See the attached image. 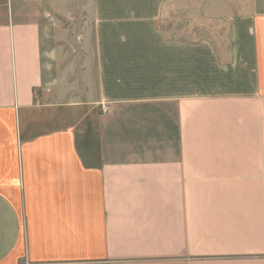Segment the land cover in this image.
<instances>
[{
    "label": "crops",
    "instance_id": "obj_1",
    "mask_svg": "<svg viewBox=\"0 0 264 264\" xmlns=\"http://www.w3.org/2000/svg\"><path fill=\"white\" fill-rule=\"evenodd\" d=\"M90 9L69 76L0 2V264H264V0Z\"/></svg>",
    "mask_w": 264,
    "mask_h": 264
},
{
    "label": "rangeland",
    "instance_id": "obj_2",
    "mask_svg": "<svg viewBox=\"0 0 264 264\" xmlns=\"http://www.w3.org/2000/svg\"><path fill=\"white\" fill-rule=\"evenodd\" d=\"M15 3L38 18L42 15L45 48L54 62L55 74L72 76L85 71L79 64L89 58L92 62L93 56L90 0H15Z\"/></svg>",
    "mask_w": 264,
    "mask_h": 264
},
{
    "label": "built area",
    "instance_id": "obj_3",
    "mask_svg": "<svg viewBox=\"0 0 264 264\" xmlns=\"http://www.w3.org/2000/svg\"><path fill=\"white\" fill-rule=\"evenodd\" d=\"M109 109V105H107V104H103L102 106H101V111L103 112V111H107Z\"/></svg>",
    "mask_w": 264,
    "mask_h": 264
}]
</instances>
